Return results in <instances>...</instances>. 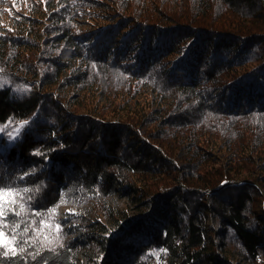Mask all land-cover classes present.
I'll return each mask as SVG.
<instances>
[{
	"label": "trees",
	"instance_id": "1",
	"mask_svg": "<svg viewBox=\"0 0 264 264\" xmlns=\"http://www.w3.org/2000/svg\"><path fill=\"white\" fill-rule=\"evenodd\" d=\"M17 1L0 186L33 191L5 264H75L83 244L94 264H264V0ZM113 195L135 214L34 237L30 213Z\"/></svg>",
	"mask_w": 264,
	"mask_h": 264
},
{
	"label": "rangeland",
	"instance_id": "2",
	"mask_svg": "<svg viewBox=\"0 0 264 264\" xmlns=\"http://www.w3.org/2000/svg\"><path fill=\"white\" fill-rule=\"evenodd\" d=\"M21 1L23 2L25 0H18L17 3H20ZM10 8L12 10L17 8L15 0H6L4 5H0V25L8 24L10 18L8 17L7 9L10 10ZM137 98V103L140 105L149 103L148 106H154L150 100V94L143 89L140 90ZM146 99H148L147 103ZM118 101L119 99L116 98L115 103ZM8 199L11 200V197ZM17 203L20 202L17 201ZM132 207L133 206L131 202L127 198L117 195L103 197L98 204L95 202L86 201L81 204H58L53 208L55 209V215H44L46 218L43 220V224H41V217H39L38 220L40 221V227L34 230V237H37V239L40 238V240L43 242L56 241L55 235L58 233L57 225L59 226V230H64L67 228L73 230L71 231L73 233H70V236L75 237L77 235L74 233L76 231L74 228L76 224L78 225L79 223H82V220L100 222L106 226H109L111 222V219L109 218L121 220L122 216H133L135 213ZM24 214H26V212ZM81 229H84V227H81L80 230ZM98 254L99 252L96 250L95 246L88 247L83 244L74 250V262L75 264H94V260L98 258ZM233 260L237 261V264H247L246 261L237 255L233 256Z\"/></svg>",
	"mask_w": 264,
	"mask_h": 264
},
{
	"label": "snow or ice",
	"instance_id": "3",
	"mask_svg": "<svg viewBox=\"0 0 264 264\" xmlns=\"http://www.w3.org/2000/svg\"><path fill=\"white\" fill-rule=\"evenodd\" d=\"M20 179L22 180L23 177H20ZM32 191L33 189L28 188H13L11 184L0 186V264H5V261H10L13 257H23L24 245L29 244L28 240L24 238L29 231L28 222H23L24 226L21 231L19 230L20 224L17 221L22 220L21 212L31 199L30 197L25 199V196ZM9 197H11V200L8 199ZM17 201L21 202L17 203ZM15 208H19L20 211L14 210ZM49 213L55 215V209L49 210ZM30 215L40 216L41 224L46 218L41 213H30ZM6 220H11L12 223L6 224ZM57 231H59L58 225Z\"/></svg>",
	"mask_w": 264,
	"mask_h": 264
}]
</instances>
